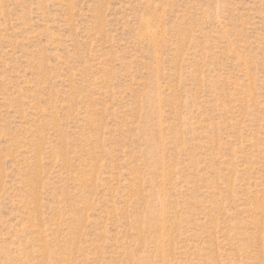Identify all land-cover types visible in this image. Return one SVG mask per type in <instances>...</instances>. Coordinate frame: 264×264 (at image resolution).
Segmentation results:
<instances>
[{"label": "rangeland", "instance_id": "rangeland-1", "mask_svg": "<svg viewBox=\"0 0 264 264\" xmlns=\"http://www.w3.org/2000/svg\"><path fill=\"white\" fill-rule=\"evenodd\" d=\"M0 264H264V0H0Z\"/></svg>", "mask_w": 264, "mask_h": 264}]
</instances>
